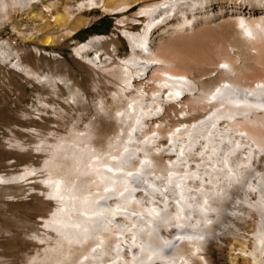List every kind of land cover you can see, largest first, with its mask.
<instances>
[{
  "label": "bare ground",
  "instance_id": "1",
  "mask_svg": "<svg viewBox=\"0 0 264 264\" xmlns=\"http://www.w3.org/2000/svg\"><path fill=\"white\" fill-rule=\"evenodd\" d=\"M215 1L0 0L5 22L24 14L62 38L95 19L84 11H130L121 28L146 19L138 32L117 31L123 58L96 51L105 36L72 50L109 89L94 88L92 114H78L65 136L49 132L43 166L18 176L54 203L35 236L42 257L26 264H264V0ZM169 20L163 31L177 39L162 42L154 29ZM69 97L86 105L77 89Z\"/></svg>",
  "mask_w": 264,
  "mask_h": 264
},
{
  "label": "rangeland",
  "instance_id": "2",
  "mask_svg": "<svg viewBox=\"0 0 264 264\" xmlns=\"http://www.w3.org/2000/svg\"><path fill=\"white\" fill-rule=\"evenodd\" d=\"M215 3L220 4L222 0H216ZM201 7L207 11L212 7V3L210 5L203 3ZM2 14H0V178L8 182L0 179V264H26L35 254L38 259L42 257L41 250L45 249V245L37 244L35 236L42 237L45 234L40 228L42 225L40 221L53 211L54 203L39 193L46 190L32 183L35 178L23 179L18 176L43 166L48 157L44 151L46 144H55L53 139L47 138L49 132L65 136L66 128L75 121L78 114L85 112L87 117L92 114L90 107L95 98L93 91L98 89L105 94L109 89L106 85L108 78L76 60L72 56V50L90 37L105 36L107 38L105 46L95 50L111 53L118 59L123 58L128 54V44L117 31L124 28L127 31L138 32L146 19L140 17L134 19V23L128 22L129 24L124 21L125 25L121 28L117 25L118 19L128 17L130 11L123 14L84 11L81 13L82 16L95 17L90 24L99 18L103 19L98 32L87 35L81 32L90 25L88 24L77 29L72 35L62 38L53 30L47 31L40 19L28 22L24 14L9 12L10 22H5L7 18ZM42 15L52 28V17L45 13ZM107 18L111 24L108 32H104ZM167 24L174 27L175 21L169 20L165 24H158L154 29L162 42L177 39L175 35H169V29L163 31L164 25ZM17 34L24 36L30 34L33 38L29 42H24L21 38L15 37ZM48 38H53V43L46 44ZM6 53L12 55L10 63L25 65L39 76L47 75L52 82L46 84L25 78L5 60ZM60 81L69 83L70 86L59 85ZM76 89L84 94L86 107L67 104L70 92ZM50 107L53 110L48 109ZM58 108L62 109V115ZM29 131H36L37 137H31ZM41 175H44V172L37 177Z\"/></svg>",
  "mask_w": 264,
  "mask_h": 264
},
{
  "label": "trees",
  "instance_id": "3",
  "mask_svg": "<svg viewBox=\"0 0 264 264\" xmlns=\"http://www.w3.org/2000/svg\"><path fill=\"white\" fill-rule=\"evenodd\" d=\"M103 22L102 18H99L98 20H96L95 22H93L92 24H90L88 27L82 29L81 32H83L84 34H90V33H97L99 30V26L100 24ZM110 24L111 21L110 19L107 18V25L104 29V32H108L109 28H110Z\"/></svg>",
  "mask_w": 264,
  "mask_h": 264
}]
</instances>
